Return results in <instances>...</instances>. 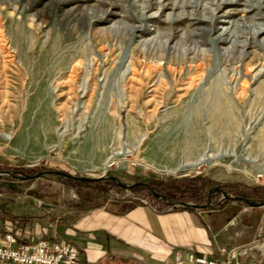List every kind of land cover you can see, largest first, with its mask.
<instances>
[{
  "label": "rangeland",
  "instance_id": "374dc122",
  "mask_svg": "<svg viewBox=\"0 0 264 264\" xmlns=\"http://www.w3.org/2000/svg\"><path fill=\"white\" fill-rule=\"evenodd\" d=\"M191 12L203 21L190 25L184 17ZM256 22L264 23V0H0V224L28 241L52 237L45 232L52 228L86 261L93 254L60 229L86 210L224 209L227 220L240 214L227 229L232 242L263 247L264 237L257 238L263 217L243 200H264V34L252 35ZM210 23L217 32L181 44L203 52L199 57L209 54L190 74L188 62L174 61L172 45ZM172 28L176 36L167 38ZM225 30L229 41L212 40ZM188 76L196 78L189 96L211 83L239 117L139 116L151 111L144 103L153 96L169 99L159 115L171 113L177 102L168 90L187 85ZM161 78L168 89L154 94ZM241 81L247 93L238 98ZM202 154L207 159L200 161ZM211 219L214 232L224 219ZM112 262L118 263L106 255L91 264Z\"/></svg>",
  "mask_w": 264,
  "mask_h": 264
},
{
  "label": "crops",
  "instance_id": "0c3cea01",
  "mask_svg": "<svg viewBox=\"0 0 264 264\" xmlns=\"http://www.w3.org/2000/svg\"><path fill=\"white\" fill-rule=\"evenodd\" d=\"M252 210L259 219L260 216L264 217L263 207H252ZM226 214L224 209L209 213L205 209L160 210L140 204H135L122 213L99 207L82 212L68 227L59 228L65 236L78 238L82 247L93 254L91 259L85 261L78 251L79 257L75 264L97 263L106 255L117 260L116 264H176L177 252L182 264H189L186 257L189 252L208 258L218 257L221 261L235 264H264V244L263 247H259L260 244L245 246L239 239L232 242L234 237L227 233V229L236 223L240 214L234 213L230 220H227ZM211 217L214 220L224 219L214 232ZM262 221L264 218L258 221L259 231ZM51 229L45 232L54 236L55 231ZM220 239H225L227 244H220ZM221 247L245 250L244 253L222 257L218 253Z\"/></svg>",
  "mask_w": 264,
  "mask_h": 264
},
{
  "label": "bare ground",
  "instance_id": "6f19581e",
  "mask_svg": "<svg viewBox=\"0 0 264 264\" xmlns=\"http://www.w3.org/2000/svg\"><path fill=\"white\" fill-rule=\"evenodd\" d=\"M247 5H249L250 8L257 7V5L260 6V4H258V3L257 4H247ZM165 7L166 6H163V9ZM184 18H189V21H190L189 24L190 25H194L198 21L203 19L202 17L198 16L195 12L189 13L188 16H185ZM213 18H214V22H215L216 17L214 14L212 15L211 20ZM167 19L169 20V18H167ZM170 20L172 21L173 19H170ZM176 20H181V18L178 16V18ZM214 28H215L214 24L213 25L211 24L208 26H199V27L195 26L194 28L187 30V31L183 32L182 34H180L178 36V40H177L176 44L172 45V47L174 48V52H175V54L173 55V57L175 59L174 61L176 63H180V64L188 62L189 63L188 69L190 71V74L192 71H194V72L198 71L199 68H202L204 66V63L207 60L206 57L209 54H204L202 57H199L198 55L201 52H199V51H197V52L192 51L191 52L189 50V48H187L184 45L181 46V44L182 43H188V42L194 43V44L198 43V42H202V39H204L206 35H210L213 31L217 32V30H214ZM226 33H227V30L223 31L222 33H218L217 35L212 37V40L214 42H217V43H226L227 41H229L228 38L223 36ZM263 34H264V23L256 22V25L253 28V34L252 35L260 36ZM175 36H176V31L174 28L170 29V31L166 35L167 38H171V37L173 38ZM147 42L148 41H146L143 44L146 45ZM150 42H152V41L150 40ZM259 44L260 45L263 44V46H264V38L261 39ZM232 45H235L234 41L232 42ZM187 53H191L192 56L187 58V56H186ZM183 54H184V56H183ZM201 54H203V52ZM198 59L200 61H198ZM194 62H195V65L192 67L191 63H194ZM129 63H130L129 65L131 67V70L134 71L135 70L134 62L131 61ZM245 74H247V70H246ZM133 75H134V72H132V76ZM258 75H259V72L256 74V76H258ZM188 77H189V82H188V84L186 83L187 85H185V83L183 84L180 82H179V84L174 83L172 86H170V88L168 90L170 93H172V96H176V100H173V101L170 100V101L171 102H177L176 103L177 105L174 106L175 108L171 113L166 114V116L159 115L157 113L158 108L160 106H164L166 104V102L169 103V99L166 98V100H164V99L159 100L157 96H153L152 99H149L146 103H144L145 104L144 108L147 105L152 106L151 111H142L139 114V116L142 117L143 119H148V120H151V119L161 120V118L171 117V118H181L184 121H195V122L227 121V120H234V119L239 117V112L237 110V106L234 105L233 102H231V100L225 94L223 95L222 94L223 92L220 93L217 91L218 86H215L211 83H210V86L204 90L205 92L203 94L199 93V94H195L193 96H189L190 90L196 86V78H195V76H188ZM197 77L199 78V76H197ZM200 77H203V73L200 74ZM71 80L72 79H70V82H71ZM242 81H241V84H239V86L235 87V89H234L235 95L239 96L238 98H242V96H244L247 93L245 81L244 82H242ZM161 82H162V85L160 84L161 86H158L153 90L154 94H157V93L162 94L160 92L161 90H163V92H165V90L168 89V87H167L168 82H166L162 78H161ZM202 84H203V82H202ZM138 95H140V92H138ZM182 95H188L187 99H182ZM68 99L69 98L66 97V103L68 102ZM130 102L132 105V100H130ZM136 105L137 104L135 103V106ZM146 109H148V108H146ZM206 159H207V156H203V154H202L199 160L201 161V160H206Z\"/></svg>",
  "mask_w": 264,
  "mask_h": 264
},
{
  "label": "built area",
  "instance_id": "2783aa9c",
  "mask_svg": "<svg viewBox=\"0 0 264 264\" xmlns=\"http://www.w3.org/2000/svg\"><path fill=\"white\" fill-rule=\"evenodd\" d=\"M238 251L236 247L218 249L222 257L235 255ZM78 257L79 252L73 244L56 236L28 241L20 238L11 226L0 224V264H75ZM186 257L189 264H235L192 252L187 253ZM175 261L176 264H182L179 252L175 255Z\"/></svg>",
  "mask_w": 264,
  "mask_h": 264
},
{
  "label": "water",
  "instance_id": "95a60500",
  "mask_svg": "<svg viewBox=\"0 0 264 264\" xmlns=\"http://www.w3.org/2000/svg\"><path fill=\"white\" fill-rule=\"evenodd\" d=\"M56 173H58V174H60V175H64V176H68V177H73V176H71V175H69V174H67V173H63V172H56ZM40 174H42V173H38V175H40ZM28 178H31V177H28ZM76 178V177H75ZM78 178H80V179H83L82 177H78ZM116 183H118L122 188L123 187H127V188H131L132 187V185H126V184H123V183H121L118 179H116V178H114V177H111ZM156 196H159V197H161L160 195H158V194H156V193H154ZM243 200H245V201H247L249 204H250V206H252V207H261V206H264V200L263 201H260V202H253V201H250V200H248V199H243ZM180 204H182V205H184V206H192V204H187V203H185V202H180ZM264 216V215H263ZM264 218V217H263ZM263 223H264V221H262V225H263ZM262 236H263V233H260L259 232V234L257 235V238H259V239H261L262 238ZM252 246H255V245H252ZM245 249H239V251H238V253H242L243 251H244ZM244 253V252H243Z\"/></svg>",
  "mask_w": 264,
  "mask_h": 264
},
{
  "label": "trees",
  "instance_id": "16d2710c",
  "mask_svg": "<svg viewBox=\"0 0 264 264\" xmlns=\"http://www.w3.org/2000/svg\"><path fill=\"white\" fill-rule=\"evenodd\" d=\"M130 207H132V205H128V206H124V205H122L119 209H117V210H113V209H110V208H108L109 210H111V211H113V212H115V213H122V212H124V211H126L127 209H129Z\"/></svg>",
  "mask_w": 264,
  "mask_h": 264
},
{
  "label": "flooded vegetation",
  "instance_id": "af4514ba",
  "mask_svg": "<svg viewBox=\"0 0 264 264\" xmlns=\"http://www.w3.org/2000/svg\"><path fill=\"white\" fill-rule=\"evenodd\" d=\"M260 231L264 233V224L262 225V227H261V230H260Z\"/></svg>",
  "mask_w": 264,
  "mask_h": 264
}]
</instances>
